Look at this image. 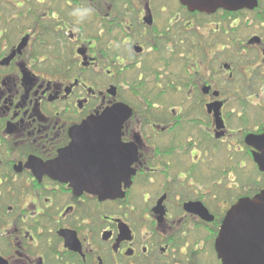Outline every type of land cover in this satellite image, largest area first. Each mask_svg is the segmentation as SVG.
Listing matches in <instances>:
<instances>
[{
	"label": "flooded vegetation",
	"instance_id": "obj_1",
	"mask_svg": "<svg viewBox=\"0 0 264 264\" xmlns=\"http://www.w3.org/2000/svg\"><path fill=\"white\" fill-rule=\"evenodd\" d=\"M258 139L264 0H0V264H221Z\"/></svg>",
	"mask_w": 264,
	"mask_h": 264
},
{
	"label": "water",
	"instance_id": "obj_2",
	"mask_svg": "<svg viewBox=\"0 0 264 264\" xmlns=\"http://www.w3.org/2000/svg\"><path fill=\"white\" fill-rule=\"evenodd\" d=\"M179 2L192 10L213 11L218 7L229 9L238 7L243 0H179ZM117 114H119L118 109L107 112V115L115 117ZM101 116L102 114L91 116L76 131L84 132L88 139L99 140L100 124L104 122ZM254 143L258 147L264 146L259 139ZM254 162L258 170L264 172V150H261V154L254 155ZM72 188L76 190L83 187L72 185ZM84 189L93 191L94 186H85ZM116 190L117 188L108 185L101 187L99 192L109 195ZM199 206L198 204L200 215L208 219L206 210ZM214 248L221 264H264V189L251 198L238 200L227 210L215 239Z\"/></svg>",
	"mask_w": 264,
	"mask_h": 264
},
{
	"label": "rangeland",
	"instance_id": "obj_3",
	"mask_svg": "<svg viewBox=\"0 0 264 264\" xmlns=\"http://www.w3.org/2000/svg\"><path fill=\"white\" fill-rule=\"evenodd\" d=\"M213 169H214V173L215 174H217L216 171L218 169L220 175L222 173V170H226L227 169L226 161L220 155H219V158H218V155L215 156V163H214ZM224 174L225 175H229L228 172H226V173L224 172ZM250 175H251V194H252L255 191H257L256 189H257L258 186H260V182H258V183L256 182V184L254 185V181L256 179H258V174H257L256 170L252 169L250 171ZM233 177H234V175H233V173H231L230 177L227 176L224 179L227 180L228 178H233ZM214 206H215V204H212V208H214ZM213 210H216V207Z\"/></svg>",
	"mask_w": 264,
	"mask_h": 264
},
{
	"label": "trees",
	"instance_id": "obj_4",
	"mask_svg": "<svg viewBox=\"0 0 264 264\" xmlns=\"http://www.w3.org/2000/svg\"><path fill=\"white\" fill-rule=\"evenodd\" d=\"M259 188H260V186H258L256 190L258 191V190H259Z\"/></svg>",
	"mask_w": 264,
	"mask_h": 264
}]
</instances>
